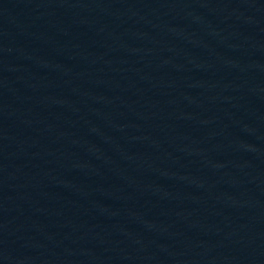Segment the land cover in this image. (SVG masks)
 Instances as JSON below:
<instances>
[{
  "label": "water",
  "instance_id": "water-1",
  "mask_svg": "<svg viewBox=\"0 0 264 264\" xmlns=\"http://www.w3.org/2000/svg\"><path fill=\"white\" fill-rule=\"evenodd\" d=\"M0 264H264V0H0Z\"/></svg>",
  "mask_w": 264,
  "mask_h": 264
}]
</instances>
